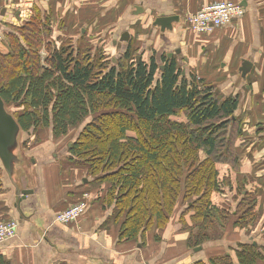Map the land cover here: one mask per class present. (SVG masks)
I'll use <instances>...</instances> for the list:
<instances>
[{
    "label": "trees",
    "instance_id": "trees-1",
    "mask_svg": "<svg viewBox=\"0 0 264 264\" xmlns=\"http://www.w3.org/2000/svg\"><path fill=\"white\" fill-rule=\"evenodd\" d=\"M36 13L10 29V50L0 48V95L35 142L47 129L58 140L83 125L64 151L106 183L98 194L123 217L121 240L144 242L149 230L166 227L174 216L190 232L193 248L211 242L217 225L226 228L231 221L250 230L257 223L259 198L246 182L234 189L232 177L219 170L220 163L236 171L242 166L237 149L242 124L234 119L239 94L223 95L195 74H183L176 57L155 48L146 47L148 60L141 53L137 59L140 49L132 40L111 65L82 45L48 46L44 66L39 49L49 22L44 30L41 10ZM179 111L185 117L173 118ZM3 173L0 163V193ZM228 189L244 194L231 197L235 209ZM253 234L252 241L193 264H264V242L254 239L264 228ZM0 264L10 261L0 254Z\"/></svg>",
    "mask_w": 264,
    "mask_h": 264
},
{
    "label": "crops",
    "instance_id": "crops-1",
    "mask_svg": "<svg viewBox=\"0 0 264 264\" xmlns=\"http://www.w3.org/2000/svg\"><path fill=\"white\" fill-rule=\"evenodd\" d=\"M217 1L222 0H0V8L6 9L5 13L0 12V31L6 29L4 23L11 21L12 13L17 18L20 14L23 19L31 13L30 7L35 6L52 9L55 13L61 9L63 13L69 11V15L72 12L78 21L85 19L87 14L105 17V20L115 15V24L124 26L122 30H128L132 39L139 37L143 44H148L146 38L154 36L156 41L151 48L158 50L156 42L161 37L166 49H170L166 53L172 52L176 57L180 50L186 62L182 64L183 57L176 58L183 74L189 67V74L199 77L198 73L205 74L202 79L209 75L218 88L221 87L223 95L239 94L242 107L254 104L257 98L264 103V0H229L245 7L243 17L211 33L193 32L186 16ZM161 15L179 16L175 30L163 33L153 26L157 16ZM141 27L148 28V33L141 31ZM122 30L117 34L120 41ZM174 41H179V45L174 46ZM139 44L136 47L141 50ZM245 58L253 61V67L244 81L239 68ZM231 87L234 90L231 91ZM46 133V139L40 134L43 138L39 142L32 139L30 132L24 135L23 150L29 154H24L26 163L17 164V168L19 186L33 190L26 199L19 202L16 185L8 174L3 173L0 202L4 210L0 211V219L13 218L18 222L16 236L0 242V254L10 264H193L227 252L230 245L236 246L245 241L243 239H247L249 233L262 232L264 228V173L262 175L263 167H254L253 172L260 176L253 174L254 179L250 182L254 186H263V196L259 199V224L250 230L249 227L236 228L231 221L226 228L217 225L210 231L214 239L205 243L208 246L203 250L196 251L189 246L190 232L182 230L174 216L166 227L154 226L149 230L144 242L121 240L119 228L123 217L118 219L114 205H107L98 194L106 183L94 180L85 164L70 159L61 147L67 141L55 139L48 129ZM244 165L242 160V166L236 171L231 165L220 163L219 170L221 176H231L233 186H236L238 182H246ZM85 191L91 193V201L79 222H57L56 214L78 201ZM217 197L215 195L213 199L219 202ZM156 235L160 237L157 239ZM249 236L250 239L253 237ZM216 238L222 241L215 243ZM259 242H262L261 238ZM231 252L234 254L233 250Z\"/></svg>",
    "mask_w": 264,
    "mask_h": 264
},
{
    "label": "rangeland",
    "instance_id": "rangeland-1",
    "mask_svg": "<svg viewBox=\"0 0 264 264\" xmlns=\"http://www.w3.org/2000/svg\"><path fill=\"white\" fill-rule=\"evenodd\" d=\"M36 8H38V7L37 6H35L34 8L30 7L31 13L28 15V17L25 16V18H23V19L20 18V14H19V18H17L13 13L12 14L10 13L11 14V21L7 24L4 23L6 25V29H3L4 31H0L1 32L0 33V48L2 50H10V46H11V44H9L10 43V39H9L10 29L12 27L15 28L14 26L18 27V26H21V25L27 23V21L30 20L31 18L33 19L32 16L36 13ZM39 9L41 10V16H42V21H41L42 25L41 26L43 27V23L45 20H47V23L49 22L47 30L45 27H43V29L46 30V33H47L46 37L45 38L43 37L45 39L46 43L42 44V46L39 49V54L41 56L42 65L48 66L47 58L49 57V54H50L48 46H50L52 48L54 45H58V46L66 45L67 47H69V46H71L72 48L75 47V49L79 45L80 46L82 45L83 48H85V50L86 49L89 50L90 52H92L93 55L94 54H97L98 56L103 55L104 56L103 61L109 60L110 61L108 63L109 65H111L112 62L116 63L118 61V59H120V57L123 55V52H124L123 50L125 49V42L120 41L117 34H118V31L122 30V27H124V26L120 27V26H118V24L117 25L115 24V22H114L115 15L110 17L108 20H105V17H104V19H101V17L100 18H97L96 16L90 17V15L87 14L85 19L78 21L77 19L73 18L72 12L69 15V11H64V13H63V9L56 11V13L52 9H49V10H45L43 8H39ZM63 14H65V15H63ZM80 14H81V12H80ZM41 16H39L40 19H41ZM239 18H241V17H239ZM111 22H114V23H111ZM140 30L141 31L145 30V32L148 33V28L144 29L143 27H141ZM124 31L125 30H122L121 32H124ZM193 32H195V31H193ZM133 39L131 38L132 43H133L134 47L137 48L136 47L137 44H139L142 40H140L139 37H138V39L137 38L134 40ZM146 39L149 40L148 44H143V41H142L139 44L141 47V50L139 53L137 52V54L139 55L141 53L142 56L144 55V58L148 60L149 55H148L147 50L149 49V47L151 48V46L154 47V43H155L156 39L154 36H151V37L148 36ZM112 42L116 46H114L112 44ZM174 42H175L174 46L179 45V41H174ZM164 44H165V41L163 42L161 37L156 42V47L158 48V51L160 53H162V52L165 53V51L170 50V49L163 50ZM117 45H118V47H117ZM146 47H147V50H145ZM176 57L179 58V55ZM182 60H183L182 64H184V62H186L185 57H183ZM185 73L189 75V73H190L189 67ZM198 74H200L202 77L205 75L202 73H198ZM201 76H200V78H201ZM198 78H199V76H198ZM204 80L207 83L216 86L217 88L219 86L213 80V78H211L209 75H207ZM219 88L221 90V87H219ZM230 90L231 91L234 90V87H231ZM243 90L246 91V88L243 87ZM221 94H223V92H221ZM230 95H233V94L231 93ZM242 106L240 104V107H239V109L235 115V119H236L235 121H238L239 123L242 124V130H241L242 134L239 138V141L237 144V149L240 150V153L238 152V154H240L242 156V160L245 162L244 166L246 167L247 173L244 176V178H246L247 188L251 189L253 191L252 194L254 197H257L260 199L263 196L262 195L263 186H260V185L254 186L251 184L250 180L254 179L253 174L255 176H260L259 173L253 172L254 167H260V168L263 167L262 174L264 173V103L260 99L257 98V99H255L254 104L244 105V107H242ZM184 117H185L184 111H179L176 116L175 115L173 116V118H177V119H183ZM89 120H90V118H88L85 122H87ZM82 126L83 125H79L76 127L72 126L70 128V135L68 137H65L62 140L67 141V143L70 142V140L73 139L78 134V132ZM46 132H47V130H45V132H43V133L41 132V135L44 137V139L47 138ZM23 135H24V133H23ZM63 143H65V142H63ZM67 143L62 144L61 147L63 149H65L67 147ZM248 174H249V176H248ZM234 189H236V186L234 187ZM227 192H228L227 193V196H228L227 199L229 200L228 202L231 205H233V209H235L236 207H234V206L236 205V202L234 199L236 198V196L237 197L239 196V199H240V198H242V196L244 194L238 193V195H237V191H235V193H234V191L232 189H230V190L228 189ZM232 196L234 197V199H231ZM219 205H223V203L221 202V204H219ZM229 208H230V205H229ZM263 223H264V219H263ZM257 224H259V222ZM218 234H220V232H218ZM249 235L254 236V234H252V232L249 233L248 238L243 239V240H245V242L252 241L253 237H251V239H250ZM260 238L262 239V242H264V237H262L261 235L257 234L254 237V239L257 240V242H259L258 240H260ZM218 241H222V239L217 238L215 240V243ZM207 246L208 245H203V248H205ZM199 251H201V250H199Z\"/></svg>",
    "mask_w": 264,
    "mask_h": 264
},
{
    "label": "water",
    "instance_id": "water-1",
    "mask_svg": "<svg viewBox=\"0 0 264 264\" xmlns=\"http://www.w3.org/2000/svg\"><path fill=\"white\" fill-rule=\"evenodd\" d=\"M5 10V8H0V12L2 14L5 13ZM179 20L180 18L178 15H161L157 16L153 26L155 28H159L163 33L169 30L173 31L175 30V23L179 22ZM130 40L131 35L128 30L121 33V41L125 42V47L128 46ZM177 53L180 57H182V52L180 50H178ZM140 56L141 55H138L137 59H140ZM168 57H173V53H168ZM252 67L253 61L246 58L242 60L239 72L244 81L247 79V75L251 71ZM161 68L164 69V66ZM217 92H220L219 88L217 89ZM23 133L24 135L26 134V132L22 130L13 112L7 107L4 99L0 95V161L1 166L4 169V173L8 174L17 187V192L20 195L19 202H22L27 198L29 193L33 192L32 189L21 188L18 182V178L20 177L18 175L19 167L17 168V164L22 165L23 163H26L24 154H29L23 150V145L25 143ZM71 144L72 143H70V146ZM254 244H257V242H254ZM202 249L203 246L195 247L196 251Z\"/></svg>",
    "mask_w": 264,
    "mask_h": 264
},
{
    "label": "built area",
    "instance_id": "built-area-1",
    "mask_svg": "<svg viewBox=\"0 0 264 264\" xmlns=\"http://www.w3.org/2000/svg\"><path fill=\"white\" fill-rule=\"evenodd\" d=\"M245 7L239 2L222 0L203 5L198 11L189 13L185 20L188 26L197 33H211L217 28L231 24L243 16ZM91 201V193L83 192L78 201L56 214V220L62 224L78 223L87 211ZM18 222L13 218L0 220V242L13 238L17 234Z\"/></svg>",
    "mask_w": 264,
    "mask_h": 264
},
{
    "label": "flooded vegetation",
    "instance_id": "flooded-vegetation-1",
    "mask_svg": "<svg viewBox=\"0 0 264 264\" xmlns=\"http://www.w3.org/2000/svg\"><path fill=\"white\" fill-rule=\"evenodd\" d=\"M163 50H166V45H164V49Z\"/></svg>",
    "mask_w": 264,
    "mask_h": 264
}]
</instances>
